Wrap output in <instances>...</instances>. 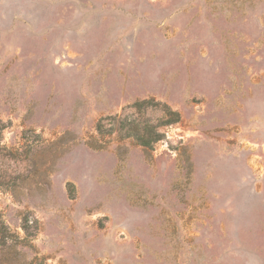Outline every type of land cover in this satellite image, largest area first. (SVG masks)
I'll list each match as a JSON object with an SVG mask.
<instances>
[{
    "label": "rangeland",
    "instance_id": "374dc122",
    "mask_svg": "<svg viewBox=\"0 0 264 264\" xmlns=\"http://www.w3.org/2000/svg\"><path fill=\"white\" fill-rule=\"evenodd\" d=\"M0 264H264V0H0Z\"/></svg>",
    "mask_w": 264,
    "mask_h": 264
},
{
    "label": "trees",
    "instance_id": "16d2710c",
    "mask_svg": "<svg viewBox=\"0 0 264 264\" xmlns=\"http://www.w3.org/2000/svg\"><path fill=\"white\" fill-rule=\"evenodd\" d=\"M160 110L162 112V117L164 118V120L161 121L162 122L161 124H170L178 121V113H176L175 111H171L166 106H163V108H161ZM100 127L101 126L98 125V130L100 129ZM160 136H162V133L159 132L155 133L156 140L159 139ZM141 143L147 145L148 141L142 140Z\"/></svg>",
    "mask_w": 264,
    "mask_h": 264
}]
</instances>
